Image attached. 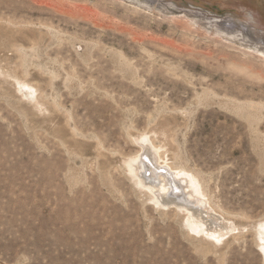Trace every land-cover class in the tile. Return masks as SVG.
<instances>
[{"label": "rangeland", "instance_id": "obj_1", "mask_svg": "<svg viewBox=\"0 0 264 264\" xmlns=\"http://www.w3.org/2000/svg\"><path fill=\"white\" fill-rule=\"evenodd\" d=\"M0 72V264H264V0H0Z\"/></svg>", "mask_w": 264, "mask_h": 264}, {"label": "bare ground", "instance_id": "obj_2", "mask_svg": "<svg viewBox=\"0 0 264 264\" xmlns=\"http://www.w3.org/2000/svg\"><path fill=\"white\" fill-rule=\"evenodd\" d=\"M0 73L1 76L3 75L5 77L3 72ZM140 146L142 153L139 156L137 155V157L134 156L135 161L130 163V170L133 171V176H136L138 185L143 188V190L145 189L149 191L153 195L154 200L158 205L164 208L166 203L172 202L182 206L179 207V209L182 210L183 213L185 212L186 216L184 217H187L185 220L191 230L196 228L200 231H203L202 233L210 236V239L218 240L220 236H225L229 229H234L231 222H227L222 218V225L219 227V230L211 229L213 230L214 234L211 233L212 231L208 232L210 229H207V221L204 220L206 216L208 217L212 213L209 214L207 212L206 206L208 205L207 202L203 200L202 197H200L201 193L197 182L189 177L186 172H173V170L168 165L161 163V161L160 164L162 165H159L157 163V149L154 150L151 144H149L146 140H144ZM135 168L138 169L137 172H135ZM144 169H146V172L149 173L150 178L156 179L154 183L148 184L149 181L146 180L145 176L139 177L140 175H143V172H145ZM139 170L142 171L140 172ZM144 181L146 182L144 183ZM203 214H205L204 218H202ZM206 220H208V218ZM213 228L215 229V227ZM259 228V230H263V232H260V235H262L261 241L263 242L262 244L264 249V228Z\"/></svg>", "mask_w": 264, "mask_h": 264}]
</instances>
